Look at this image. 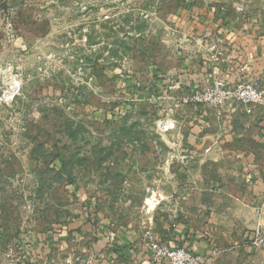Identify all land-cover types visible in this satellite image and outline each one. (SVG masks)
Segmentation results:
<instances>
[{
  "label": "rangeland",
  "instance_id": "374dc122",
  "mask_svg": "<svg viewBox=\"0 0 264 264\" xmlns=\"http://www.w3.org/2000/svg\"><path fill=\"white\" fill-rule=\"evenodd\" d=\"M263 47L264 0H0V264H156L151 238L187 248L152 223L183 218L197 185L217 244L247 242L230 195L264 183V125L239 118L233 143L197 155L188 108L222 116L179 99L214 81L264 89ZM202 58L219 64L196 86Z\"/></svg>",
  "mask_w": 264,
  "mask_h": 264
},
{
  "label": "crops",
  "instance_id": "0c3cea01",
  "mask_svg": "<svg viewBox=\"0 0 264 264\" xmlns=\"http://www.w3.org/2000/svg\"><path fill=\"white\" fill-rule=\"evenodd\" d=\"M236 55V53L232 52L231 55H228V60H222L223 64L220 65V72L224 74L223 76H226L227 73L231 74L232 77L233 74L230 69L233 63L231 61ZM256 60L263 65L261 68H264V52ZM217 65H211L206 58H202L198 64L197 75L191 78L192 83L196 86L207 83L213 77L212 75H214V69ZM193 108L192 111L189 108L187 111L189 112L187 116L191 119L188 122L189 130L185 133L183 141L186 145L184 148L195 151L197 155L202 154L204 148L215 140L216 145L219 147L218 149H222L233 143L238 136L242 135L236 129V123L239 118L242 119L244 117L242 120L244 121L245 119L254 117L258 125H264V117H255L253 114L248 115L239 103L227 105L223 110L220 120L215 117L214 111L210 108ZM252 138L257 143L264 144V129L258 128V131H255ZM182 152L189 151L183 150ZM186 155H189V153H186ZM207 187L209 191L206 190V195L209 196V201L214 199L216 202L218 199L216 188L214 185H204L205 189ZM194 188L195 190H193L191 196L186 199V202H183V206L180 208L179 212L184 214L183 218L180 215V220L175 221L174 225H170L165 220L152 223L154 229L160 231L162 239L172 246H183L192 252L204 254L205 260L203 264H264L263 259L256 258L257 249L251 247L248 241L241 245L231 246L217 244L215 232L211 230L212 225H208L202 220V215H206V213L204 212V208L201 207H203L206 199L203 197L201 185L194 186ZM230 197L239 204L248 205L243 208L239 206V210H235V212L242 214L244 218L243 223L247 229L246 235L249 239L260 218V213L264 214V183H253V185L247 186L245 191L237 195H230ZM189 204L196 208V211H191L188 208ZM209 217L210 221L215 217L213 210L209 212Z\"/></svg>",
  "mask_w": 264,
  "mask_h": 264
},
{
  "label": "built area",
  "instance_id": "2783aa9c",
  "mask_svg": "<svg viewBox=\"0 0 264 264\" xmlns=\"http://www.w3.org/2000/svg\"><path fill=\"white\" fill-rule=\"evenodd\" d=\"M216 58V57H214ZM231 99H236L247 107L264 104V89L257 81L238 83L233 88H226L221 82L214 81L210 86L194 89L183 94L179 99L182 106H208L212 107L217 116H222V109ZM250 108H247L249 111ZM216 144L214 141L205 152H209ZM249 245L257 250H264V215L260 216L251 237L247 240ZM149 248L153 253L156 264H203L205 255L192 252L185 248H170L151 238Z\"/></svg>",
  "mask_w": 264,
  "mask_h": 264
}]
</instances>
